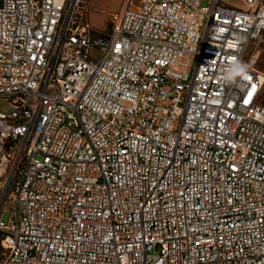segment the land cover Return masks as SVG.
I'll use <instances>...</instances> for the list:
<instances>
[{"label":"built area","instance_id":"built-area-1","mask_svg":"<svg viewBox=\"0 0 264 264\" xmlns=\"http://www.w3.org/2000/svg\"><path fill=\"white\" fill-rule=\"evenodd\" d=\"M89 1L0 0V264H264V0Z\"/></svg>","mask_w":264,"mask_h":264},{"label":"crops","instance_id":"crops-1","mask_svg":"<svg viewBox=\"0 0 264 264\" xmlns=\"http://www.w3.org/2000/svg\"><path fill=\"white\" fill-rule=\"evenodd\" d=\"M124 0H90L89 6L86 13V19L91 26V28L94 30H104L106 27H108V31L110 30L111 20L112 16L116 13H118L123 6ZM224 4H227L226 2L222 1ZM242 6H235V5H229L233 7H239L244 8V2L241 0ZM106 19L104 22L101 20ZM91 21V23H90ZM93 25L98 26L99 28H94ZM108 32H104L102 34H107ZM249 53H256L257 56V69L264 75V38L263 42L259 45L258 48H255L253 45L249 46L248 49ZM260 69H259V68ZM257 103L264 106V87L262 88L259 97L257 99Z\"/></svg>","mask_w":264,"mask_h":264},{"label":"rangeland","instance_id":"rangeland-1","mask_svg":"<svg viewBox=\"0 0 264 264\" xmlns=\"http://www.w3.org/2000/svg\"><path fill=\"white\" fill-rule=\"evenodd\" d=\"M222 1H224V2H226L227 4H229V5H235V6H242V2H241V0H222ZM206 4V0H202V5H205ZM106 19H103V20H101L102 22H104ZM90 23H91V21H90ZM92 26L94 27V28H99L98 26H95V25H93L92 24ZM94 31L97 33V34H102V33H104V32H109L108 31V27H106V29H104V30H96V29H94ZM259 68V67H258ZM260 69V68H259ZM8 109H9V104L7 103V102H5V101H3V100H0V113H5V112H8ZM9 217H10V214L9 213H7V212H5V213H3V215H2V220L5 222V223H7V221L9 220Z\"/></svg>","mask_w":264,"mask_h":264},{"label":"clouds","instance_id":"clouds-1","mask_svg":"<svg viewBox=\"0 0 264 264\" xmlns=\"http://www.w3.org/2000/svg\"><path fill=\"white\" fill-rule=\"evenodd\" d=\"M245 70V66L242 64L237 63L233 66V69L230 71V76L235 75L236 73L243 72Z\"/></svg>","mask_w":264,"mask_h":264}]
</instances>
